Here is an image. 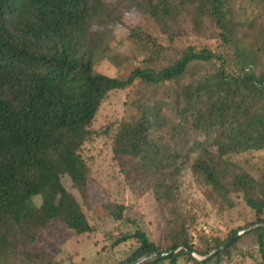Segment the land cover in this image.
<instances>
[{"label": "trees", "instance_id": "1", "mask_svg": "<svg viewBox=\"0 0 264 264\" xmlns=\"http://www.w3.org/2000/svg\"><path fill=\"white\" fill-rule=\"evenodd\" d=\"M115 52L117 76L101 74ZM118 91L125 114L96 129ZM100 136L130 190L153 196L159 243L123 204L93 216L101 153L87 146ZM263 150L264 0H0V264H63L34 247L59 226L94 235L93 217L134 227L110 264H264V168L238 161ZM186 177L217 215L239 202L254 220L223 238L197 230L178 204Z\"/></svg>", "mask_w": 264, "mask_h": 264}, {"label": "rangeland", "instance_id": "2", "mask_svg": "<svg viewBox=\"0 0 264 264\" xmlns=\"http://www.w3.org/2000/svg\"><path fill=\"white\" fill-rule=\"evenodd\" d=\"M128 22L130 25L137 24L139 17L132 15ZM142 26L146 30L157 34L150 22H143ZM126 33L125 29L121 26L114 27L108 36H105L104 43L111 42L110 45L117 48L121 45V39L125 38ZM158 37L161 38L160 36ZM111 39L115 42H112ZM103 48H105V45ZM115 53L117 54H111L110 57H107L98 66L97 69L101 74L108 77L117 76L120 71L121 55L123 54L120 52ZM132 53L131 49H129L124 54L132 56ZM171 54L160 59L159 62L152 64L151 67L161 68L172 65L175 62V58ZM127 95V91L113 92L109 95L99 111L96 124L94 125L96 129L104 128L105 125L115 124V122L121 120L125 114V109L128 108L126 104L128 101ZM87 149H94L101 153V158L98 159L94 170L93 178L95 179V184H92L90 187L94 213V215H91L105 216L107 212L104 205L107 202L123 204L127 208V215L132 220L140 222L141 227H144L148 231L150 238L154 242L159 243L162 228L157 204L150 193H142L139 189L135 191L130 190L124 176L120 173L117 166L111 162L109 138L100 136L91 145H88ZM238 161L241 163L247 161L248 165H246V169L251 170L254 177L257 178L258 173H256V169L264 168V150L259 153L238 157ZM192 183L193 186L189 178L186 177L184 186L182 187V197L181 199L179 198L178 204L186 218H194L197 221V230L202 229L208 235L223 238L229 230L243 227L254 220L252 213L243 203L239 202H237L233 209L217 215L207 203H204L201 192L193 181ZM91 224L95 229V234L86 235L82 238L69 233L63 226L55 227L46 235L44 242H39L34 247V251L63 260V264H110L113 261V257L116 262L121 260L123 258V251L127 250L129 245L125 244L117 248L110 246L118 237L120 238L132 233L134 227L127 222L118 224L110 219H97L94 217ZM240 234L242 233L238 235ZM107 247H110L113 252L108 251L109 248ZM68 258L69 260H67ZM195 258L198 257L195 256ZM182 261L180 264H182ZM4 264L16 263L13 259H7Z\"/></svg>", "mask_w": 264, "mask_h": 264}, {"label": "water", "instance_id": "3", "mask_svg": "<svg viewBox=\"0 0 264 264\" xmlns=\"http://www.w3.org/2000/svg\"><path fill=\"white\" fill-rule=\"evenodd\" d=\"M220 250H222V248H221ZM169 254H172V253H169ZM169 254H168V255H169ZM154 256H157V254H153V255L147 256V257L143 258L142 260H140L139 263H141V262H143V261H145V260H147V259H150V258H152V257H154ZM139 263H138V264H139ZM136 264H137V263H136Z\"/></svg>", "mask_w": 264, "mask_h": 264}]
</instances>
